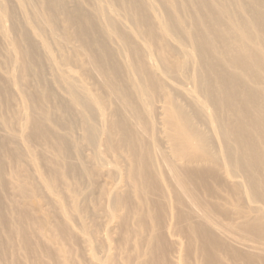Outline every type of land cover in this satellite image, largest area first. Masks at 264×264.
<instances>
[{
    "label": "bare ground",
    "instance_id": "obj_1",
    "mask_svg": "<svg viewBox=\"0 0 264 264\" xmlns=\"http://www.w3.org/2000/svg\"><path fill=\"white\" fill-rule=\"evenodd\" d=\"M77 251L264 264V0H0V264Z\"/></svg>",
    "mask_w": 264,
    "mask_h": 264
},
{
    "label": "rangeland",
    "instance_id": "obj_2",
    "mask_svg": "<svg viewBox=\"0 0 264 264\" xmlns=\"http://www.w3.org/2000/svg\"><path fill=\"white\" fill-rule=\"evenodd\" d=\"M7 26H8V24H7ZM18 104H19L18 106H20V103H19V102H18ZM85 154H86V155H89V151H86ZM101 182H102V180H101ZM58 197H60V196H57V197H56L57 200H59ZM34 201H35V202H34ZM37 201H38V199H37ZM59 201H60V200H59ZM38 202H39V201H38ZM38 202L36 203V200H33V201L30 200V201H29V207H34L36 204H37L36 206H38V205H39V206H40V205L42 206V205L44 204V202H41V203H40V202L38 203ZM60 202H61V201H60ZM72 226H73V224H71V227H72ZM72 228H74V229L76 230L75 226H73ZM72 230H73V229H72ZM75 230H73V232H75V233L78 235V233L76 232L77 230H76V231H75ZM108 241H109V242H108ZM105 244H106L107 246H108V245H109V246H110V245H113V246H114L113 242H112V244H111V240H110V239H108V240H107V243H105ZM111 247H112V246H111ZM48 248H49V247H48ZM51 248H52V247L50 246V249H51ZM52 251H54V249H52ZM83 253H84L83 251L80 252V253L77 251L76 254L73 255L72 260H75V262H80V261L83 260V261H84V264H91V263L88 261L87 257H84L85 255H84ZM98 253H100L99 256H102V254H103V252H102V253H101V252H98ZM81 254H82V255H81ZM83 255H84V256H83ZM78 256H79V257H78ZM79 258H80V259H79ZM85 258H86V259H85ZM43 259H44V261H43V262L41 261V264H46V263L48 264V261H47L45 258H43ZM81 259H82V260H81ZM85 260H86V261H85ZM173 260H174V261H173ZM19 262H21V261H19ZM170 262H171V263L173 262L172 264H178V263H177L178 261H177V259H175V258H171V259H170ZM21 264H25V263H22V262H21Z\"/></svg>",
    "mask_w": 264,
    "mask_h": 264
}]
</instances>
